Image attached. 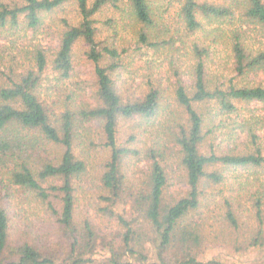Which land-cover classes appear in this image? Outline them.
<instances>
[{"label": "trees", "instance_id": "obj_1", "mask_svg": "<svg viewBox=\"0 0 264 264\" xmlns=\"http://www.w3.org/2000/svg\"><path fill=\"white\" fill-rule=\"evenodd\" d=\"M173 2L171 30L153 0H0V34L35 35L48 14L76 11L73 22L61 18L54 48L32 45L22 63L0 56V264H227L206 258L208 246L264 247V0ZM105 10L135 27V51L190 55L189 70L172 74L173 105L158 83L139 95L125 88L135 51L112 19L98 40ZM78 43L96 88L61 100L57 83L72 78ZM222 168L237 172L230 187L250 202L251 226L222 194Z\"/></svg>", "mask_w": 264, "mask_h": 264}, {"label": "rangeland", "instance_id": "obj_2", "mask_svg": "<svg viewBox=\"0 0 264 264\" xmlns=\"http://www.w3.org/2000/svg\"><path fill=\"white\" fill-rule=\"evenodd\" d=\"M210 1V0H208ZM219 1V0H214ZM154 6H159V15L161 16L164 24H168L171 26V30L174 29L175 18H176V5H174L173 0H153ZM76 15V11L72 6H65L60 10H56L55 12L48 14L44 19V26H42L35 35L28 33L25 35L22 32L0 34V56L3 58V62L7 64L11 60H15V62L21 63L25 60L27 53L30 52L32 45L39 44L43 48H54L56 46V33L59 31L61 27V18L69 19L73 22V18ZM98 20V28L101 32V35L98 37V40L104 39L106 36L111 34L112 29H105L103 26V21L106 19H112L118 23V27L115 29L117 33V38L120 43L123 44L126 48H129L128 51H135V39H133V32L135 31V27L131 24L122 14H118L114 10H105L97 15ZM16 37L18 41L14 39ZM188 44L189 38L186 39ZM87 47L82 43L76 44L73 50V74L72 78L66 82L64 85L61 83H57L60 88L61 94H63L61 100L64 99L66 92L69 90L78 93L79 95H85V99H89V95L91 92L95 91V74H94V64L86 57V49ZM172 56H174L172 58ZM128 67L126 70L122 71L121 82L124 84L125 88L128 89L131 93L135 95H139L148 88L149 83H158L161 85L163 89H165V98L167 103L171 106L173 105V86H174V78L173 72L175 70H181V73L187 72L190 68L191 61L190 55L185 53V50L181 49L178 54H173L170 51L169 47H162L160 49L152 50L142 48L139 51H135L131 53L129 59L126 61ZM186 79V78H185ZM257 79L254 77H250V80ZM2 82L0 76V83ZM58 86V87H59ZM57 89V87H56ZM253 108L257 110L258 108L263 109V106L257 105V103L251 104ZM224 136V135H223ZM221 136V137H223ZM245 132H241L236 138V145L243 146L247 143L248 138L246 137ZM219 137V138H221ZM217 139L219 142L221 139ZM234 140H230L225 143L223 150L230 149L232 147V142ZM100 139H95L94 143L98 148H94L91 152L97 157V165L101 164V162L105 159L103 156V150L100 145ZM141 169L145 168L144 164H140ZM93 170H97V166H93ZM213 169L219 170L217 167L208 168V171H212ZM227 175V183L222 187V191L224 196L230 200L232 205H236L237 203L241 206V211L239 213L240 216V224L247 223L251 226L253 224V220L250 219V202L238 194L234 193L230 187V183L238 176L237 172H234L230 168H222ZM95 174V171L92 172ZM250 178L248 185H251V188L257 187V173L254 174L252 171L249 172ZM91 182V180H88ZM92 184V182H91ZM178 189L184 190L185 187H178ZM221 189V187H220ZM208 192H211L209 189ZM80 197V201H81ZM218 202L222 201V198L218 197ZM30 214H33L30 218L31 220H35L36 215L38 214L36 210L33 208H29ZM10 215L15 214L14 210L9 211ZM40 216V214H39ZM43 217V216H42ZM41 217V218H42ZM39 219V218H38ZM37 226V229L43 227L40 221H33ZM45 226V225H44ZM243 241L239 243V248L235 250L231 246H225L221 244H214L208 246V249L205 251V257L210 259L220 260L227 264H264V247L262 248H245V244Z\"/></svg>", "mask_w": 264, "mask_h": 264}]
</instances>
